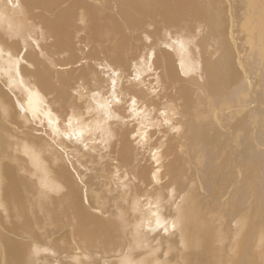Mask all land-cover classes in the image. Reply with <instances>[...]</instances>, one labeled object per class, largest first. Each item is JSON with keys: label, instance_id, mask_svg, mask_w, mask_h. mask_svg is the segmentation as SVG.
<instances>
[{"label": "bare ground", "instance_id": "6f19581e", "mask_svg": "<svg viewBox=\"0 0 264 264\" xmlns=\"http://www.w3.org/2000/svg\"><path fill=\"white\" fill-rule=\"evenodd\" d=\"M0 264H264V0H0Z\"/></svg>", "mask_w": 264, "mask_h": 264}, {"label": "rangeland", "instance_id": "374dc122", "mask_svg": "<svg viewBox=\"0 0 264 264\" xmlns=\"http://www.w3.org/2000/svg\"><path fill=\"white\" fill-rule=\"evenodd\" d=\"M88 61V59L87 58H85V59H83L82 60V63H85V62H87ZM79 64V63H78ZM82 66V65H81ZM80 66V67H81ZM87 91V90H86ZM176 94H177V92H176ZM136 100H138V99H136ZM149 103V102H148ZM149 105H153L152 103H149ZM154 106V105H153ZM153 113H149V115H152ZM122 117L119 115V113H117V114H115V115H113V119H112V121H111V125H110V130H111V132H112V134H114V138H113V141L111 142V143H113L114 141H115V143H116V141H117V137H118V133L121 131L120 129H121V126H119V123L118 122H120L122 119H121ZM129 118H130V116H129ZM157 119V117L156 118H153V117H151L150 116V119L145 123V125L144 126H141V128H142V139H141V144H140V149H141V153L140 154H137V157L139 158V157H144L145 159H146V161H148L149 159H150V164H151V162H152V165H153V167L156 169V167H155V164H154V161H153V156L151 155V153H152V151H151V145L152 146H154V143L152 142V140H151V134H149V132H151L154 128H155V122L157 121L156 120ZM164 121V120H163ZM162 121V119L160 120V122H158V125H159V129L161 130V131H164V130H168V131H170L171 129L170 128H168V127H163V126H165V124L166 123H164ZM162 122V123H161ZM114 125H117L118 127H120L119 128V130H118V127L117 128H115V126ZM163 125V126H162ZM176 138V140L179 138V136H176V137H174V139ZM114 144V143H113ZM175 144L176 143H172V149H171V155H172V157H173V155L176 157V148H175ZM100 148V147H99ZM99 148L97 149V150H99ZM177 158V157H176ZM225 166V165H224ZM163 168H164V165H163ZM163 170V169H162Z\"/></svg>", "mask_w": 264, "mask_h": 264}]
</instances>
